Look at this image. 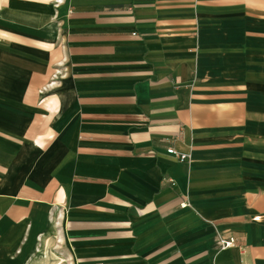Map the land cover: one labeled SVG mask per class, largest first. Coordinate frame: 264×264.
<instances>
[{"label":"crops","instance_id":"crops-1","mask_svg":"<svg viewBox=\"0 0 264 264\" xmlns=\"http://www.w3.org/2000/svg\"><path fill=\"white\" fill-rule=\"evenodd\" d=\"M63 261L264 264V0H0V264Z\"/></svg>","mask_w":264,"mask_h":264},{"label":"built area","instance_id":"built-area-1","mask_svg":"<svg viewBox=\"0 0 264 264\" xmlns=\"http://www.w3.org/2000/svg\"><path fill=\"white\" fill-rule=\"evenodd\" d=\"M167 153L170 154V155L175 156L176 158H178L181 161L189 160V155L188 154L183 153V152H179V151L175 150L173 147H168L167 148ZM184 205L187 206L188 203L186 202V203H184ZM233 243H234L233 237L220 239L219 247L220 248H226V247H229V246L233 245ZM63 262H65V263H62V264H70L69 262H66V261H63Z\"/></svg>","mask_w":264,"mask_h":264}]
</instances>
